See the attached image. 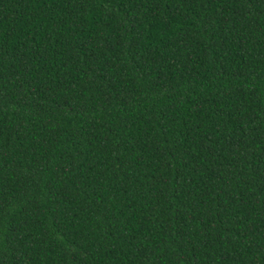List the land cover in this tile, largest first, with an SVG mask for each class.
Returning a JSON list of instances; mask_svg holds the SVG:
<instances>
[{"label":"trees","instance_id":"16d2710c","mask_svg":"<svg viewBox=\"0 0 264 264\" xmlns=\"http://www.w3.org/2000/svg\"><path fill=\"white\" fill-rule=\"evenodd\" d=\"M0 264H264V0H0Z\"/></svg>","mask_w":264,"mask_h":264}]
</instances>
